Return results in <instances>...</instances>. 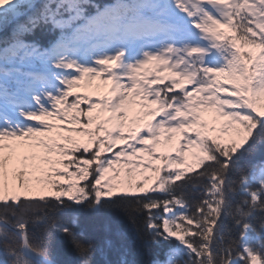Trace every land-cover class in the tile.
<instances>
[{"label": "snow or ice", "instance_id": "obj_1", "mask_svg": "<svg viewBox=\"0 0 264 264\" xmlns=\"http://www.w3.org/2000/svg\"><path fill=\"white\" fill-rule=\"evenodd\" d=\"M137 240L264 264V0H0V264Z\"/></svg>", "mask_w": 264, "mask_h": 264}, {"label": "trees", "instance_id": "obj_2", "mask_svg": "<svg viewBox=\"0 0 264 264\" xmlns=\"http://www.w3.org/2000/svg\"><path fill=\"white\" fill-rule=\"evenodd\" d=\"M102 2L108 3V2H111V0H102ZM245 51H247V49H245ZM120 219H121L122 223L124 224V226L126 227L129 235H135L133 225L131 224L130 221L127 220L126 217H124V215L122 213L120 214ZM141 226H142V224H141ZM82 227L84 228V230L86 232H88L89 235H95V234H98L100 232L101 225H99V224L92 225V224H89L86 222L82 225ZM161 244H163V242H161ZM132 250L134 253V258L138 261V264H149V261L155 258L153 256L147 255L144 252L143 244L139 240H137L135 242V244L132 247ZM156 251L160 252L161 249L158 247V248H156ZM160 258H163L162 254H161Z\"/></svg>", "mask_w": 264, "mask_h": 264}, {"label": "rangeland", "instance_id": "obj_3", "mask_svg": "<svg viewBox=\"0 0 264 264\" xmlns=\"http://www.w3.org/2000/svg\"><path fill=\"white\" fill-rule=\"evenodd\" d=\"M223 31H227V30H223ZM96 83H99V82L97 81ZM78 91L83 92V91H85V89L84 88H80V89H78ZM95 98L96 97L94 96L93 99H95ZM142 155H143V159L145 160V162H147V155L146 154H142ZM188 163L191 164L194 168L198 167V164H196L195 159H193L192 157H189ZM143 175L144 176H148L150 178L149 179V184H151L152 183V179L151 178L154 177V174L153 173H144ZM135 178L136 179H143V176L137 174ZM132 191H136V190L133 189Z\"/></svg>", "mask_w": 264, "mask_h": 264}]
</instances>
